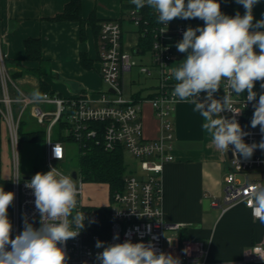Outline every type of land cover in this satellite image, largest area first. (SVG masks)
Masks as SVG:
<instances>
[{
	"label": "built area",
	"instance_id": "built-area-1",
	"mask_svg": "<svg viewBox=\"0 0 264 264\" xmlns=\"http://www.w3.org/2000/svg\"><path fill=\"white\" fill-rule=\"evenodd\" d=\"M129 17L139 27L142 18L135 9H131ZM204 26V21L199 27ZM190 26L185 21L176 24H161L153 30L154 40L150 49L151 65L138 64L122 45V27L118 20L102 22L100 37L99 73L102 81L108 86L107 91L80 93L76 96L64 97L55 92H44L41 102H33L12 79L6 65L2 50L0 28V118L7 124L9 144L11 148L12 192L15 198L12 203V238L20 234L25 222L34 228L40 227V215L35 207L33 191L25 186L31 179H24L20 172L19 128L23 114L30 112L39 124L45 127L46 167L57 168L65 175H71L76 169H66L69 144L57 140L55 128L61 125L64 138H71L85 152L88 142H95L106 151L121 149L128 152L137 161L132 166L137 170L126 172L123 176V188L110 193V204L104 208L90 206L84 201V179L77 170L76 181L77 209L85 214L84 228L79 235L60 245L67 253V264H100L96 259L103 248H97L96 242H104V246L123 243H151L157 254H171L180 260V264H259L264 263V239L254 244L239 262L210 263L208 249L200 240H190L176 235L167 238V230H180L181 224H168L163 218V184L164 166L174 159V129L170 121L171 112L177 102L172 97L176 81L172 77L170 66L175 58L177 43L183 38L184 31ZM161 28H167L164 33ZM258 52L259 50L256 49ZM141 54V51H140ZM136 55V54H135ZM138 68L146 77L156 75V85L152 86L151 102L155 116L160 122V136L157 139H146L141 117L142 105L146 99L137 96L126 98L123 80L126 73ZM257 81L254 91L255 101L247 102V93L236 95L230 93L233 107L239 113L222 111L225 118L233 117L248 135L244 136L246 144H259L264 139L260 127H251L254 104L264 92ZM19 90V91H18ZM224 82L214 94V98L225 96ZM23 93V96L20 95ZM206 93H201L203 100ZM53 107V109H51ZM18 109V115L16 113ZM63 150V159L53 157L54 146ZM233 147L229 146L231 170L225 177L223 201L213 200L211 205L224 211L228 206L242 203L248 208L255 220H260L258 209L249 206V191L252 186L264 185V150L257 148L251 158L233 155ZM71 219V217H69ZM118 237V238H116ZM169 240L172 241L169 243ZM10 250V249H9Z\"/></svg>",
	"mask_w": 264,
	"mask_h": 264
},
{
	"label": "crops",
	"instance_id": "crops-1",
	"mask_svg": "<svg viewBox=\"0 0 264 264\" xmlns=\"http://www.w3.org/2000/svg\"><path fill=\"white\" fill-rule=\"evenodd\" d=\"M70 1L0 0L2 50L6 65L10 74L24 73L18 81L29 86L28 91L23 90L28 96L38 89L39 78L34 70L39 67L42 69L41 79L52 92L61 96L71 97L84 92L94 94L101 90L99 57L102 40L98 24L118 20L122 27L123 48L125 38L131 40V35L125 34L135 31L136 26L124 15L122 0H81L82 17L87 20L95 11L96 27L87 21L83 26L78 21H54L53 18L61 14ZM219 3L225 15L234 17L237 12L244 15L245 9L236 0H219ZM253 16V23L264 18V0L254 6ZM179 21H185L192 28L203 22L198 18H176L170 23ZM136 30L138 32V28ZM29 38L41 42L43 61L40 63L26 59L24 42ZM135 49L139 50L136 55L144 54H140L138 47ZM147 51L150 54V50ZM82 55L91 61L89 68L82 64ZM148 60L151 65V58ZM149 78L156 80V75ZM152 86L146 97H142V92L132 97L149 99ZM193 107L181 102L170 115L175 134L174 159L164 166L163 218L168 224H181L182 228L167 230L165 236L181 235L185 239L202 241L208 249L210 263L239 262L251 246L264 239V222L255 220L242 203L228 206L224 211L212 207L213 200L223 201L224 180L231 170L230 157L212 143L211 135L202 129L203 118L193 111ZM141 117L145 138L157 139L160 122L148 100L142 105Z\"/></svg>",
	"mask_w": 264,
	"mask_h": 264
},
{
	"label": "clouds",
	"instance_id": "clouds-1",
	"mask_svg": "<svg viewBox=\"0 0 264 264\" xmlns=\"http://www.w3.org/2000/svg\"><path fill=\"white\" fill-rule=\"evenodd\" d=\"M236 2L245 9L243 16L239 12L234 17L223 14L219 0H131L137 12L148 6L158 14L157 22L167 26L176 18L204 21L202 27L187 28L176 45L179 52L187 55L171 69L176 81L172 97L194 105L193 111L203 118L202 129L211 135L217 149L227 153L231 145L234 156L249 159L257 148L264 150V139L259 144H246L243 138L248 133L234 117L228 119L221 113H239L232 105L230 93L246 92L247 102H252L257 97V81L264 89V31L259 30L264 29V18L253 23V8L260 0ZM166 31L167 28L160 29L161 33ZM222 82L226 91L221 100L214 94ZM201 93H206L203 100ZM30 98L33 102L44 99L38 89L30 93ZM254 109L251 127L259 126L264 133V92ZM53 157L63 159L61 146L55 144ZM25 186L33 191L40 227L25 222L23 231L13 239L8 208L15 193L0 188V264H67V253L60 245L78 236L86 219L84 213L76 210V181L71 175L50 168L46 173L37 172ZM248 195L249 206L264 213V185L252 186ZM259 219L264 222V214ZM96 247L103 248L96 256L100 264H180L171 254H157L151 243L126 240L105 247L104 242L97 241Z\"/></svg>",
	"mask_w": 264,
	"mask_h": 264
},
{
	"label": "trees",
	"instance_id": "trees-1",
	"mask_svg": "<svg viewBox=\"0 0 264 264\" xmlns=\"http://www.w3.org/2000/svg\"><path fill=\"white\" fill-rule=\"evenodd\" d=\"M123 2V10L124 15L130 20L129 12L131 9H135V5L131 3V0H122ZM81 0H72L70 1L64 11L61 14H58L53 18L54 21L58 20H72L78 21L83 26L86 21L90 22L96 27L97 18L96 13L93 11L90 17L87 20H84L81 13ZM139 14L142 18V22L138 27V33L140 34L139 45L137 46L141 53H145V51L150 50L152 47V43L154 40L153 30L159 25L157 22L158 14L148 6L139 10ZM131 21V20H130ZM132 22V21H131ZM99 33L101 29V25L98 24ZM26 49V59L31 61H38L39 63L43 61V55L41 52V42L39 39L29 38L24 42ZM81 62L84 67L89 68L91 65V61L85 55L81 56ZM35 75L39 78V86L38 90L41 94L44 92L53 93L47 83H45L41 79L42 69L41 67L35 69ZM12 79L17 81L18 79L24 76L23 72H15L11 74ZM57 132L54 137L57 140H62L67 142L69 145L74 143L78 147V152L80 154L79 160L77 161V169L80 170L83 176L84 181H95L99 183H107L110 186L111 193L123 188V176L126 172L125 167V154L123 150L116 149L112 151H106L102 146L96 145L95 142H88L87 148H85V152H81L80 145L76 143L71 138H64L62 134V126L59 125L56 127ZM55 128V129H56ZM19 134L22 138H24L27 142L32 144H43L45 145L46 141V133L45 129L39 130H31L26 131L25 123L23 120L20 123ZM1 138H0V188H4V190L12 191V182L11 180H6L2 178L1 173ZM71 161V159H69ZM65 168L68 170L71 166L66 163ZM10 205L9 208H11ZM8 208V209H9Z\"/></svg>",
	"mask_w": 264,
	"mask_h": 264
},
{
	"label": "rangeland",
	"instance_id": "rangeland-1",
	"mask_svg": "<svg viewBox=\"0 0 264 264\" xmlns=\"http://www.w3.org/2000/svg\"><path fill=\"white\" fill-rule=\"evenodd\" d=\"M138 27H134L135 30L132 33H126L125 36L131 35V40H124V49L130 54L133 59L138 64H143L149 66V51L141 55H135L134 49L139 45L140 36L136 32ZM124 36V37H125ZM176 58L173 60L170 69L176 67L179 63L186 58L187 53L177 52ZM101 77V76H100ZM101 80V90L97 92H103L108 90V86ZM62 81V80H55ZM19 87L22 90L28 91V85L20 84L17 80ZM68 84V82H65ZM156 84V80L147 78L145 75L140 74L138 68H134L130 73L125 74L123 80V90L126 98L131 99L133 94L142 92V97H146L149 93V87ZM37 90V88H36ZM31 91V90H30ZM96 92V93H97ZM94 93V94H96ZM53 109V107H51ZM18 109L16 108V113ZM18 115V113H17ZM25 123L26 131L45 129V127L39 124L34 118L31 117L30 112L26 111L22 117ZM57 128L55 129V133ZM0 138H1V173L2 178L6 180H11L12 178V165H11V148L9 144V133L6 122L0 118ZM19 153H20V172L22 176H34L37 172L46 173L48 171L46 167V149L43 144H32L27 142L24 138L20 137L19 143ZM125 167L126 172H131L137 170L136 166L132 164L137 161L131 157L128 152H125ZM79 152L76 144L72 143L68 148V160L67 163L71 166V169H77V161L79 160ZM71 159V161H69ZM125 172V173H126ZM84 201L90 206L104 208L110 204V186L107 183H99L95 181H84ZM11 208L8 209V218L12 224L11 220ZM12 235V233H11Z\"/></svg>",
	"mask_w": 264,
	"mask_h": 264
},
{
	"label": "water",
	"instance_id": "water-1",
	"mask_svg": "<svg viewBox=\"0 0 264 264\" xmlns=\"http://www.w3.org/2000/svg\"><path fill=\"white\" fill-rule=\"evenodd\" d=\"M139 53V50L138 49H135V51H134V54H138ZM228 156L231 158V153L229 152L228 153ZM77 170H73L72 171V176H73V178H77ZM32 177L33 176H24V179H32Z\"/></svg>",
	"mask_w": 264,
	"mask_h": 264
}]
</instances>
